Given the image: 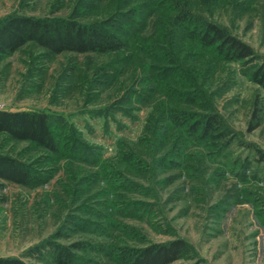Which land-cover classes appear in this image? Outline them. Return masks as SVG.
<instances>
[{"label":"rangeland","instance_id":"1","mask_svg":"<svg viewBox=\"0 0 264 264\" xmlns=\"http://www.w3.org/2000/svg\"><path fill=\"white\" fill-rule=\"evenodd\" d=\"M180 11L236 36L254 60L201 47L172 26ZM12 14L121 18L111 27L127 44L48 55L28 43L0 58V110L48 114L60 147L0 134V155L41 178L0 180V257L56 264L52 243L75 264H126L181 238L192 251L174 264H264V89L251 79L264 61V1L0 0V20ZM175 113L218 122L204 136Z\"/></svg>","mask_w":264,"mask_h":264},{"label":"trees","instance_id":"2","mask_svg":"<svg viewBox=\"0 0 264 264\" xmlns=\"http://www.w3.org/2000/svg\"><path fill=\"white\" fill-rule=\"evenodd\" d=\"M89 1V0H86ZM264 1V0H262ZM120 16V15H119ZM108 21L84 22L73 16L69 17H33L24 14H12L0 20V58L16 52L28 43H34L48 55L63 52L72 53H110L123 49L127 42L118 35L123 32L121 26L112 29L120 19L112 17ZM187 12H178L173 17L172 26L181 28L191 40L201 47L213 48L218 55L228 61H253V49L222 27L208 21L194 23ZM112 22V23H111ZM170 73L172 70L163 69ZM251 79L264 89V61L256 64L251 72ZM192 95V94H191ZM195 102V97L189 99ZM175 113L172 121H179L188 126L190 133L204 131V136L212 132L218 122L217 115L199 118V115ZM189 118V119H187ZM191 118V119H190ZM0 134H6L18 141H28L52 152H59L57 136L53 132L50 118L44 112L4 111L0 110ZM264 162V153L258 151ZM39 174L32 167L14 157L0 155V180L22 186H36L41 183ZM56 264H75L76 257L68 247L49 243ZM46 246L33 248L41 253ZM192 251L190 244L181 238L163 243L148 244L138 248L127 257L126 264H174ZM30 253V252H29ZM32 253V252H31ZM30 253V254H31ZM0 264H27L18 257H0ZM191 264H207L197 259Z\"/></svg>","mask_w":264,"mask_h":264}]
</instances>
